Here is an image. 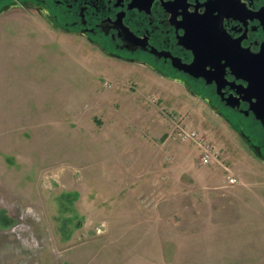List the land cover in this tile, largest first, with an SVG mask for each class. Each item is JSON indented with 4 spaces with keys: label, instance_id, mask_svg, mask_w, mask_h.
Segmentation results:
<instances>
[{
    "label": "rangeland",
    "instance_id": "rangeland-1",
    "mask_svg": "<svg viewBox=\"0 0 264 264\" xmlns=\"http://www.w3.org/2000/svg\"><path fill=\"white\" fill-rule=\"evenodd\" d=\"M0 264H264V161L180 84L12 8Z\"/></svg>",
    "mask_w": 264,
    "mask_h": 264
},
{
    "label": "flooded vegetation",
    "instance_id": "flooded-vegetation-1",
    "mask_svg": "<svg viewBox=\"0 0 264 264\" xmlns=\"http://www.w3.org/2000/svg\"><path fill=\"white\" fill-rule=\"evenodd\" d=\"M180 84L264 161V0H0Z\"/></svg>",
    "mask_w": 264,
    "mask_h": 264
},
{
    "label": "built area",
    "instance_id": "built-area-1",
    "mask_svg": "<svg viewBox=\"0 0 264 264\" xmlns=\"http://www.w3.org/2000/svg\"><path fill=\"white\" fill-rule=\"evenodd\" d=\"M191 135H192V136H195L196 133H195V132H192ZM207 160H209V155H208L207 153H205V154L203 155V161H207ZM231 181H234V180L231 179Z\"/></svg>",
    "mask_w": 264,
    "mask_h": 264
}]
</instances>
